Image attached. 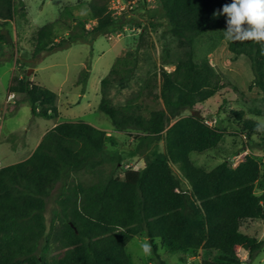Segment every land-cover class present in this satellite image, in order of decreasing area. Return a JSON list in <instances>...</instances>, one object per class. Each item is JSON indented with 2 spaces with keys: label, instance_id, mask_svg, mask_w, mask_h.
I'll list each match as a JSON object with an SVG mask.
<instances>
[{
  "label": "trees",
  "instance_id": "obj_1",
  "mask_svg": "<svg viewBox=\"0 0 264 264\" xmlns=\"http://www.w3.org/2000/svg\"><path fill=\"white\" fill-rule=\"evenodd\" d=\"M230 2L158 0L152 11H159L168 31L190 47L172 71L162 68L158 93L150 82L140 91V100L133 97L115 105L109 98L111 83L123 88L136 74L138 50L117 57L102 79L99 109L111 118L115 130H135L136 137L148 145L165 140L166 150L153 148L142 168L120 175L122 155L108 150L109 144L117 143V136L83 120L58 122L28 158L0 167V264H132L128 244L141 233L149 237L157 257V239L217 255L203 264H242L240 249L248 251L251 260L263 250L264 237L242 229L246 220L264 219V192L256 189L262 176L260 160L247 154L235 165L225 159L208 169L191 157L193 152L217 148L228 133L225 127L194 114L198 104L225 87L210 57L198 59L194 45L205 36L213 48L226 40L227 17L213 13ZM88 6L96 24L87 28L86 22L76 18L77 27L66 28L71 30L61 39L57 22L39 27L30 59L34 62L43 52L69 47L93 33H120L130 22L127 14H115L107 0H91ZM28 20L25 0H0L1 23ZM0 42L15 47L1 32ZM227 45L233 54L249 58L264 100L261 45L252 41H227ZM89 74V69L82 74L84 87ZM9 91L16 102L28 101L35 115L50 118L60 113L57 93L27 75L14 76ZM160 100L162 105L157 106ZM187 110L190 113L184 115ZM232 112L241 122L238 131L247 132L249 138L258 134L256 143L264 146V132L255 130L257 121L245 119L244 110ZM106 164L112 169L107 170ZM80 171L90 172L94 179L71 182L72 174ZM59 184L58 210L48 222V198ZM52 249L62 253L50 255Z\"/></svg>",
  "mask_w": 264,
  "mask_h": 264
},
{
  "label": "rangeland",
  "instance_id": "obj_2",
  "mask_svg": "<svg viewBox=\"0 0 264 264\" xmlns=\"http://www.w3.org/2000/svg\"><path fill=\"white\" fill-rule=\"evenodd\" d=\"M25 1L29 12L28 22L11 21L4 25L0 21V32L7 29L13 38L11 42L15 43L13 47L0 42V167L28 158L48 129L62 120H83L117 136V143L109 144L108 150L122 155L118 169L120 175L130 168H142L146 155L153 148L165 151L164 139L148 145L136 137L135 130H115L111 118L99 109L101 81L110 73L117 57L138 50L139 66L129 83L122 88L113 82L108 87L112 103L121 105L133 97L140 100V91L150 82H153L158 93L162 68L172 71L175 62L190 48L168 31L167 22L159 11H152L159 4L158 0H107L115 14H127L130 20L122 32L93 33L69 47L43 52L34 62L30 59L34 47L33 36L39 27L57 22L58 39H61L71 30L66 28L77 27L76 18L86 22L87 28L97 21L92 19L88 6L91 0ZM60 20L61 24L58 23ZM210 44L208 36L200 37L194 45V51L198 59L207 55L210 57L225 87L205 103L198 104L196 109L202 112L210 124L225 127L228 133L217 148L204 153L193 152L191 157L198 165L211 169L225 159L235 165L251 154L262 163V176L256 189L258 193H263L264 146L257 145L260 139L258 134L249 138L247 132L238 131L241 122L232 112L244 110L245 119L257 121V118H264L263 92L254 83V72L248 57L230 52L226 40H220L215 48ZM87 69L90 74L84 87L81 78ZM23 75L57 93L56 104L60 112L57 117L35 115L28 101H15L9 87L14 76ZM156 105H162L161 100ZM188 113L190 110L185 111L184 115ZM105 168L111 170L112 165L106 164ZM173 169L183 179L184 187L188 188L178 165L173 164ZM93 177L88 171L74 172L70 181L89 182ZM60 190L59 184L48 198V222L56 216ZM242 229L262 239L264 219L246 220ZM145 243L150 246L148 254L141 247ZM156 245L159 257L145 233L132 238L128 244L132 264H203L206 259L217 257L210 250L195 253L162 239H157ZM61 253L52 249L50 255ZM240 256L242 264H264V248L253 260L244 249H240Z\"/></svg>",
  "mask_w": 264,
  "mask_h": 264
},
{
  "label": "clouds",
  "instance_id": "obj_3",
  "mask_svg": "<svg viewBox=\"0 0 264 264\" xmlns=\"http://www.w3.org/2000/svg\"><path fill=\"white\" fill-rule=\"evenodd\" d=\"M222 14L227 17L224 30L227 41L260 44V53L264 55V0H231L223 5L222 10L214 12L213 16ZM255 130L264 132V118H257ZM141 247L145 254L150 252L147 243Z\"/></svg>",
  "mask_w": 264,
  "mask_h": 264
},
{
  "label": "water",
  "instance_id": "obj_4",
  "mask_svg": "<svg viewBox=\"0 0 264 264\" xmlns=\"http://www.w3.org/2000/svg\"><path fill=\"white\" fill-rule=\"evenodd\" d=\"M2 33L5 34V35L7 36L9 42L12 41L13 38H12L11 34L9 33V31H8L7 29L4 30ZM194 114H195L196 116L203 117V115L200 113V110H196V111H194Z\"/></svg>",
  "mask_w": 264,
  "mask_h": 264
},
{
  "label": "crops",
  "instance_id": "obj_5",
  "mask_svg": "<svg viewBox=\"0 0 264 264\" xmlns=\"http://www.w3.org/2000/svg\"><path fill=\"white\" fill-rule=\"evenodd\" d=\"M56 124H57V123H56ZM56 124H55V125H56ZM55 125H54V126H55ZM54 126H53V127H54ZM53 127H52V128H53ZM50 129H51V128H50ZM48 130H49V129H48Z\"/></svg>",
  "mask_w": 264,
  "mask_h": 264
},
{
  "label": "built area",
  "instance_id": "obj_6",
  "mask_svg": "<svg viewBox=\"0 0 264 264\" xmlns=\"http://www.w3.org/2000/svg\"><path fill=\"white\" fill-rule=\"evenodd\" d=\"M208 122V121H207ZM209 123V122H208Z\"/></svg>",
  "mask_w": 264,
  "mask_h": 264
}]
</instances>
